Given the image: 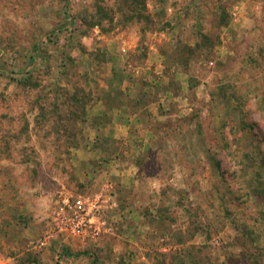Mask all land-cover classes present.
I'll return each instance as SVG.
<instances>
[{
    "label": "rangeland",
    "instance_id": "obj_1",
    "mask_svg": "<svg viewBox=\"0 0 264 264\" xmlns=\"http://www.w3.org/2000/svg\"><path fill=\"white\" fill-rule=\"evenodd\" d=\"M131 23L174 37L160 51L195 88L177 148L148 163L179 187L130 219L104 195L98 237L39 246L61 193H97L72 185L73 149L99 36ZM0 264H264V0H0Z\"/></svg>",
    "mask_w": 264,
    "mask_h": 264
},
{
    "label": "crops",
    "instance_id": "obj_2",
    "mask_svg": "<svg viewBox=\"0 0 264 264\" xmlns=\"http://www.w3.org/2000/svg\"><path fill=\"white\" fill-rule=\"evenodd\" d=\"M236 8L234 20L240 22L242 9ZM147 35L131 23L120 35L99 36L108 43L100 44L103 58L87 89L90 97L78 132L81 141L73 149L72 185L80 183L115 199L129 219L137 216L136 204L159 202L167 183L179 187L174 176L167 179L165 165L148 163L177 148L183 135L178 123L194 112L196 104L190 98L195 88L183 78L180 62L160 51L159 41L173 36Z\"/></svg>",
    "mask_w": 264,
    "mask_h": 264
},
{
    "label": "built area",
    "instance_id": "obj_3",
    "mask_svg": "<svg viewBox=\"0 0 264 264\" xmlns=\"http://www.w3.org/2000/svg\"><path fill=\"white\" fill-rule=\"evenodd\" d=\"M103 196V193L98 192L94 197H82L78 199L76 203H72L73 193L67 191L64 192V194L61 193V198L64 203V205L61 206V211L66 209L67 212L62 211V213L59 214V222L55 229H50L48 233H45L43 238L37 240L39 246L46 245L55 231L56 233H71L81 238L98 237L103 227L96 223V218H98L101 213L100 200Z\"/></svg>",
    "mask_w": 264,
    "mask_h": 264
},
{
    "label": "trees",
    "instance_id": "obj_4",
    "mask_svg": "<svg viewBox=\"0 0 264 264\" xmlns=\"http://www.w3.org/2000/svg\"><path fill=\"white\" fill-rule=\"evenodd\" d=\"M88 100H89V99L86 98V99L83 101V102H84L83 104L86 105V103L88 102Z\"/></svg>",
    "mask_w": 264,
    "mask_h": 264
}]
</instances>
